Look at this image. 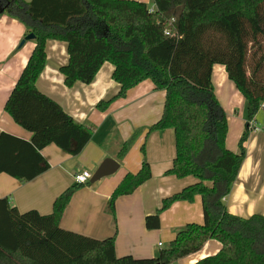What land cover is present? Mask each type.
<instances>
[{
  "label": "trees",
  "instance_id": "obj_1",
  "mask_svg": "<svg viewBox=\"0 0 264 264\" xmlns=\"http://www.w3.org/2000/svg\"><path fill=\"white\" fill-rule=\"evenodd\" d=\"M152 2L153 12L145 3L129 0H0V16L17 20L35 36L4 105V112L31 139L0 134V174L32 181L49 169L41 150L55 146L77 156L91 139V129L76 123L36 88L47 62L46 42H60L66 45L67 63L59 72L68 89L76 83L90 85L105 63L113 66L111 77L119 91L96 105L101 112L144 81L164 92L161 116L148 132L173 131L174 158L165 175L197 182L163 199L144 225L159 229L162 212L196 197L201 199L203 224L186 225L154 258H118L114 237L95 240L60 228L73 194L87 185L74 184L54 200L48 215L20 214L6 199L0 200V264H176L211 240L220 250L197 264H264V217L230 215L223 201L236 182L260 110L264 132V0ZM216 65L224 68L245 102L246 121L236 153L226 147L227 118L212 84ZM133 141L131 137L123 143L119 160ZM140 151L143 155V147ZM150 178V167L143 161L136 174H127L113 190L111 212L116 199L132 194Z\"/></svg>",
  "mask_w": 264,
  "mask_h": 264
},
{
  "label": "crops",
  "instance_id": "obj_2",
  "mask_svg": "<svg viewBox=\"0 0 264 264\" xmlns=\"http://www.w3.org/2000/svg\"><path fill=\"white\" fill-rule=\"evenodd\" d=\"M129 1L145 3L151 11L155 9L152 0ZM27 34V29L20 22L6 15L0 16V134L6 133L24 141H30L31 134L13 122L4 112V105L35 46V42H25L21 48L18 47ZM45 50L47 62L36 81L37 90L56 102L76 123L91 129L92 136L77 156H70L55 146L41 150L49 169L32 181L23 183L0 174V200L6 199L20 214L36 211L40 215H48L54 200L74 185L75 174L83 171L94 173L103 160L112 159L119 165L117 171L99 183L85 185L75 191L60 220L61 229L95 240L114 237L116 257L149 259L167 248L176 233L186 225H202L199 197L192 203L172 204L160 214L159 229L147 230L144 225L145 217L154 214L163 199L197 182L191 177L176 179L165 175L174 158L173 131L150 134L147 131L161 116L164 92L156 91L150 81H144L130 90L124 99L113 101L106 111L101 112L96 105L112 99L119 91V85L111 77L113 66L105 63L90 85L76 83L68 89L59 72L67 63L66 45L47 41ZM212 84L227 118L226 147L236 153L246 121L245 102L227 79L222 66L213 67ZM262 127L251 128L236 182L223 200L230 215L247 218L258 214L264 217ZM131 137L134 141L123 159L119 160L117 154L121 146ZM143 161L150 167L151 178L132 194L116 199L112 213L109 201L113 190L127 174H136ZM1 211L0 233L4 227ZM219 250L220 244L211 240L199 252L176 264H197ZM2 258L0 255V262L4 261ZM11 261L15 262L13 258Z\"/></svg>",
  "mask_w": 264,
  "mask_h": 264
},
{
  "label": "water",
  "instance_id": "obj_3",
  "mask_svg": "<svg viewBox=\"0 0 264 264\" xmlns=\"http://www.w3.org/2000/svg\"><path fill=\"white\" fill-rule=\"evenodd\" d=\"M34 40H35L34 34L29 33L19 43L18 47L21 48L25 44V42L34 41ZM118 168H119V165L116 161H114L112 159L103 160L102 163L99 165V167L93 173L91 179L89 180V184H91V185L95 184L99 180L114 174Z\"/></svg>",
  "mask_w": 264,
  "mask_h": 264
},
{
  "label": "built area",
  "instance_id": "obj_4",
  "mask_svg": "<svg viewBox=\"0 0 264 264\" xmlns=\"http://www.w3.org/2000/svg\"><path fill=\"white\" fill-rule=\"evenodd\" d=\"M150 12H153L151 10H149ZM171 22H173V19L171 20ZM165 35H169L168 32H165ZM253 124H252V128H253ZM92 175L88 172V171H83L80 173H77L73 176V180H74V184L76 185H85L88 183V181L91 179Z\"/></svg>",
  "mask_w": 264,
  "mask_h": 264
},
{
  "label": "rangeland",
  "instance_id": "obj_5",
  "mask_svg": "<svg viewBox=\"0 0 264 264\" xmlns=\"http://www.w3.org/2000/svg\"><path fill=\"white\" fill-rule=\"evenodd\" d=\"M29 42H34V41H28V42H26V43H29ZM245 111V110H244ZM237 112H239V111H237ZM262 125H263V111L262 110H260L259 112H258V114L256 115V117H255V124H254V126H253V130H256V127H262ZM148 131V130H147ZM150 134V133H149ZM148 134V135H149ZM146 135V134H145ZM144 135V136H145ZM147 140H149V138H147ZM89 173L91 174V175H93V171H89ZM114 175V174H113ZM108 177V176H107ZM107 177H105V178H103V179H106ZM101 181V180H100ZM100 181H98L97 183H99ZM87 185H91V184H89V181H88V183H87Z\"/></svg>",
  "mask_w": 264,
  "mask_h": 264
}]
</instances>
